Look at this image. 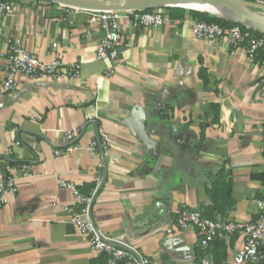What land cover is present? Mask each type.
Wrapping results in <instances>:
<instances>
[{
    "label": "crops",
    "instance_id": "crops-1",
    "mask_svg": "<svg viewBox=\"0 0 264 264\" xmlns=\"http://www.w3.org/2000/svg\"><path fill=\"white\" fill-rule=\"evenodd\" d=\"M4 1L12 10L0 20V84L15 38L42 61L80 63L81 72L66 80L19 75L15 91L0 93V162H9L18 185L0 209V264H106L71 225L77 201L61 182L79 190L95 185L97 229L152 264H202L198 232L176 227L183 208L213 220L258 218L264 199L258 60L224 40L197 39L187 22L153 30L123 19L115 74L108 77L110 65L96 56L105 32L89 28L92 11ZM76 129L79 137L67 143L66 132ZM69 145L72 152L55 155ZM242 245L238 236L213 245L210 264H232Z\"/></svg>",
    "mask_w": 264,
    "mask_h": 264
},
{
    "label": "built area",
    "instance_id": "built-area-1",
    "mask_svg": "<svg viewBox=\"0 0 264 264\" xmlns=\"http://www.w3.org/2000/svg\"><path fill=\"white\" fill-rule=\"evenodd\" d=\"M247 1V0H244ZM256 5L264 7V0L255 1ZM12 10L8 1L0 0V20ZM80 11V10H79ZM83 11V10H81ZM187 12L189 10H186ZM130 19L135 28L159 29L170 22L191 24L197 39L217 42L224 40L236 49H243L251 60H258L264 69V36H251L250 28L236 23L232 27H223L215 23H207L198 18L173 19L170 7L155 8L140 11H92L90 12L89 28L105 32V37L97 49V59L110 65L105 75L112 77L115 74L114 61L119 56L121 46V21ZM246 27V31L243 30ZM264 35V34H263ZM5 80L0 84V93H11L17 88V76L22 75L30 80L50 78L53 80L77 79L80 76L81 64H65L56 57L50 62L39 59L30 53L21 39L9 41L8 52L5 55ZM81 130L67 131V143H74ZM100 145L93 142L91 149L95 151ZM73 146H67L65 151H56L60 156L64 152L70 153ZM9 162H0V209L9 205V197L18 193L17 179L8 170ZM28 166L21 167L24 176L31 177ZM63 188H70L74 192L78 209L75 211L70 223L82 235L88 238L92 251L106 258V264H152L150 259L143 256L135 248L125 243L105 237L90 218L89 207L94 196H84L73 183L61 182ZM260 213L252 222H239L232 220H213L203 210L197 208H183L178 212L175 224L179 230L195 229L199 234L198 248L204 254L202 264H210L209 251L216 243L229 241L233 237L243 239V245L237 251L232 264H264V199L259 202Z\"/></svg>",
    "mask_w": 264,
    "mask_h": 264
},
{
    "label": "water",
    "instance_id": "water-1",
    "mask_svg": "<svg viewBox=\"0 0 264 264\" xmlns=\"http://www.w3.org/2000/svg\"><path fill=\"white\" fill-rule=\"evenodd\" d=\"M38 1L56 4L63 7L83 10V11H111V10L140 11V10H152L155 8H162V7H170V8L178 7L186 10H193V11L209 14L206 11L195 9L194 6L222 7L238 13L243 19V21H234V22L240 23L250 29H253L255 31L264 34V7L244 0H38ZM121 5H124V7H122ZM125 5L132 7H126ZM96 194L97 192L94 194L89 207L91 220H92L91 209Z\"/></svg>",
    "mask_w": 264,
    "mask_h": 264
},
{
    "label": "trees",
    "instance_id": "trees-1",
    "mask_svg": "<svg viewBox=\"0 0 264 264\" xmlns=\"http://www.w3.org/2000/svg\"><path fill=\"white\" fill-rule=\"evenodd\" d=\"M34 1L39 2L38 0H34ZM51 5H56V4H51ZM186 12H187L186 9H183V8H178V7L170 8L171 17L173 19H183ZM188 12L191 15H198L203 21H205L207 23H215V24H219L223 27H232V26L236 25V23L225 21L224 19H220L217 17H212L211 15H209L207 13H201V12H197V11H193V10H189ZM243 30L246 31L247 30L246 27H243ZM249 33H253V34H255V36H264L262 33L255 31L253 29H250ZM95 187H96L95 185H89V186L83 187L79 191L84 196L91 197ZM218 244H220V243H216L215 245H218Z\"/></svg>",
    "mask_w": 264,
    "mask_h": 264
},
{
    "label": "bare ground",
    "instance_id": "bare-ground-1",
    "mask_svg": "<svg viewBox=\"0 0 264 264\" xmlns=\"http://www.w3.org/2000/svg\"><path fill=\"white\" fill-rule=\"evenodd\" d=\"M121 6L124 7V5ZM125 6L132 7L128 5ZM194 8L208 12L211 16L213 15L212 17L224 18L233 21H243L242 17L238 13L227 8L211 7V6H194Z\"/></svg>",
    "mask_w": 264,
    "mask_h": 264
}]
</instances>
